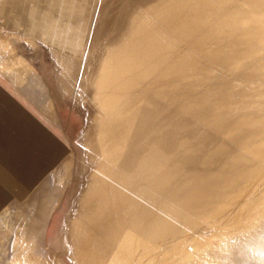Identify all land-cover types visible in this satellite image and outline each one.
I'll use <instances>...</instances> for the list:
<instances>
[{
  "label": "rangeland",
  "instance_id": "1",
  "mask_svg": "<svg viewBox=\"0 0 264 264\" xmlns=\"http://www.w3.org/2000/svg\"><path fill=\"white\" fill-rule=\"evenodd\" d=\"M168 1L95 0L93 18L76 46L35 43L0 25V72L19 86L25 80L36 83V90H18L64 143L60 164L32 197L1 211L0 264H114L123 256L124 264H264V44L250 50L240 45L241 57L226 63L210 53L214 41L193 49L195 37H189L171 58L185 55L193 62L191 70L143 81L110 107L96 97L100 67L129 36L133 19ZM228 5L251 12L249 24L264 28V11L243 0ZM71 54L80 65L78 75L68 68ZM127 117L138 127L124 137L109 127V121ZM161 148L168 155L166 166L178 169V189L192 197L190 216L153 237L147 224L164 211L127 176L130 189L115 179L132 154L149 159ZM168 181L171 191L175 182ZM105 184L142 203L148 209L143 221L113 198ZM91 192L108 201L110 219L120 218L108 229L100 223L90 227L99 237L87 255L75 238L90 233L79 208ZM93 205L96 210L97 203ZM130 234L138 244L126 254Z\"/></svg>",
  "mask_w": 264,
  "mask_h": 264
},
{
  "label": "bare ground",
  "instance_id": "2",
  "mask_svg": "<svg viewBox=\"0 0 264 264\" xmlns=\"http://www.w3.org/2000/svg\"><path fill=\"white\" fill-rule=\"evenodd\" d=\"M230 1L231 0H169L163 6H158L149 15H139L134 18L131 23V33L125 38V41L118 47V50L113 55L106 56L100 67V72H98L96 97L102 100V105L110 107L115 103L117 104L131 87L137 86L139 83H141L140 85L142 86L145 83H142L143 81H151L153 77L159 74L165 73L166 75L169 73L191 70L190 68H192L193 62L191 59L183 57L185 55L181 58L177 56L179 59L176 61H173L171 58V52H173V49L178 43L189 37H195L192 45L193 49H200L201 46L206 45V42L214 41L216 46L211 49L209 48L211 51L210 53L226 63L241 57L240 45H242L245 50H250L257 44L263 45L264 28L258 27L255 29L252 27L249 24L253 19L252 13L240 11L244 10V8L237 9L229 6L228 4ZM243 1H245L246 5L250 8H258L264 11V0ZM257 21V23H263L262 20ZM69 58L72 64L68 68L76 75L80 65L72 54ZM110 115H108L109 118ZM114 117L117 116L115 115ZM111 120L113 121V119ZM135 122L136 121H134L132 117L128 119L116 118L113 122L109 121L110 125H107H109L111 129L117 130L119 133L121 132L122 135H125L128 134L129 131H132L134 127L137 129L138 124L135 125ZM114 130L113 132H116ZM163 145L164 144H162V146ZM152 147H154V145ZM157 153V155L149 159H145L147 156L143 157L138 152L132 154V157H129L121 168L122 170L120 172L122 175L119 177L117 176L115 179L116 181L120 179L119 183L121 187L127 189H130V187L127 186V184H129L127 181L130 179L133 185L142 187L145 190L148 195L146 196L147 200H149L150 203L158 207L159 210L164 211L160 215L157 214L158 216H155V218L147 224L148 233L153 237H158L168 232L172 228L175 220L188 218L190 216V199L192 197L191 192H182L180 191L181 189H178L179 187L177 185L179 184H177L178 181L176 180L178 169L166 166L168 155L163 152L162 148ZM68 168L69 163H65L64 172H67ZM104 169H106V167H104ZM60 172H63V169H60ZM168 179L175 182V184L172 183L174 187H170L171 191H169L167 187L170 184ZM206 186L207 185H205V188ZM106 189L113 198L123 202L130 211L136 213V220L143 221L144 217L147 216L148 209L142 203H138L130 198L113 184H105V190ZM203 194L205 195V193ZM98 196L97 193L93 192L84 196L79 208L81 223L83 222L88 229H90V227L93 228L94 224L100 223L101 225L99 224V226L102 230L117 225L120 215H116L110 219V216H107L106 213V209L111 208L109 206L110 204L108 205V201L105 203V199L103 201ZM93 203H97L96 210L94 209ZM113 205L115 206V204ZM118 205L121 208L122 205ZM93 213L98 217L92 216ZM149 213L152 212L149 211ZM89 231L90 233L84 237V239L81 237L75 238L78 248L87 255H90L91 252L97 248L96 240L99 237H97L96 232H92V229ZM130 236L128 239L126 238L127 247L124 249L126 254L132 252V250H134L133 248H136L134 246L138 244L135 237ZM121 258L123 261L120 259L117 260L116 263L114 261V264H124V261L127 260H124L126 256ZM40 261L41 260H39V263Z\"/></svg>",
  "mask_w": 264,
  "mask_h": 264
},
{
  "label": "crops",
  "instance_id": "3",
  "mask_svg": "<svg viewBox=\"0 0 264 264\" xmlns=\"http://www.w3.org/2000/svg\"><path fill=\"white\" fill-rule=\"evenodd\" d=\"M94 1L0 0V25L35 43L76 46ZM35 85L25 80L19 86L0 72V213L10 203L31 198L64 155L62 139L19 92L36 90Z\"/></svg>",
  "mask_w": 264,
  "mask_h": 264
}]
</instances>
